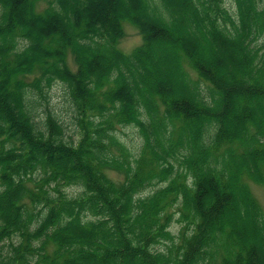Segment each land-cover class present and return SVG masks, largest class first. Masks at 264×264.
<instances>
[{
	"label": "trees",
	"instance_id": "obj_1",
	"mask_svg": "<svg viewBox=\"0 0 264 264\" xmlns=\"http://www.w3.org/2000/svg\"><path fill=\"white\" fill-rule=\"evenodd\" d=\"M71 1L0 0V264H264V0Z\"/></svg>",
	"mask_w": 264,
	"mask_h": 264
},
{
	"label": "rangeland",
	"instance_id": "obj_2",
	"mask_svg": "<svg viewBox=\"0 0 264 264\" xmlns=\"http://www.w3.org/2000/svg\"><path fill=\"white\" fill-rule=\"evenodd\" d=\"M90 1V0H89ZM128 0H121V3L118 7L115 9L112 7H108L106 9V18H111L113 13H116V11L124 10L128 6ZM79 0H72L71 5L76 6L79 5ZM90 4L94 5L95 0H91L89 2ZM150 7L151 4L154 3V0H149ZM228 4H231V0H227ZM40 7L46 6L45 2L39 3ZM112 9V10H111ZM143 9L144 15L147 13L149 16L158 14V11L155 9L150 10L149 7L141 8ZM184 14V12H182ZM186 16V14L184 15ZM185 31L187 33H191V31L194 29L190 26V23H186L184 26ZM203 29V28H202ZM124 31L125 34L122 36L119 40L118 46L120 49H122L126 53H130L135 47L140 45L143 41V36L138 29V27L128 21L124 22ZM156 51L159 55V57L162 56V53L166 51L163 47L156 45ZM69 62H72L74 69H76V64L73 62L72 55L69 56ZM48 103V104H47ZM49 106L55 114L58 116V118L64 123L67 134H71L74 138H77V124L75 115H77L76 107L73 104L72 98L69 93V89L62 81H57L53 84V86L48 90V102H43V105L40 106L37 110L38 115H43L44 110L46 106ZM117 135L121 138L122 141L128 145L133 152H137L141 146L142 143V137L140 136L138 129L133 126H125L120 130H117ZM110 175L113 177L120 179L121 175L117 172L109 171ZM248 183L251 187L252 193L255 195L257 200L259 201L263 211H264V186L262 184L256 183L252 180L248 179ZM152 188H149L147 191H149ZM79 188L72 187L68 188V191L70 194L76 193ZM178 216V213L176 214ZM181 226V223L178 221H174L172 223V230L175 233H178L179 228Z\"/></svg>",
	"mask_w": 264,
	"mask_h": 264
}]
</instances>
